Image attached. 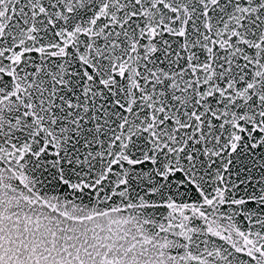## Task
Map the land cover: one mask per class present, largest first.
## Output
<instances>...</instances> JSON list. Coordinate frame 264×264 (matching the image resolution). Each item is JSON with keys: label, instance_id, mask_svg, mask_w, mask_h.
Returning a JSON list of instances; mask_svg holds the SVG:
<instances>
[{"label": "snow or ice", "instance_id": "snow-or-ice-1", "mask_svg": "<svg viewBox=\"0 0 264 264\" xmlns=\"http://www.w3.org/2000/svg\"><path fill=\"white\" fill-rule=\"evenodd\" d=\"M0 264H264V0H0Z\"/></svg>", "mask_w": 264, "mask_h": 264}]
</instances>
